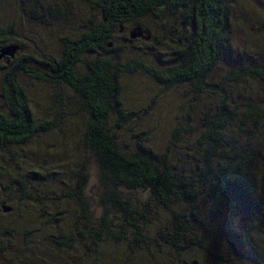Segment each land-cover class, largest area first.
<instances>
[{
	"label": "trees",
	"instance_id": "trees-1",
	"mask_svg": "<svg viewBox=\"0 0 264 264\" xmlns=\"http://www.w3.org/2000/svg\"><path fill=\"white\" fill-rule=\"evenodd\" d=\"M14 1L7 0L5 5L12 9ZM36 1L30 0L28 11L25 0L15 1V4L28 14L38 7ZM88 1L99 11V18L90 19L78 36L62 38L59 59L52 63L45 61L52 73L30 70L24 64L25 57L17 58L15 54L0 57L1 97L7 106V110H0V183L4 190H9L12 182L21 186L37 175L34 170H31L34 175H30L11 169L14 147L28 142L42 128L17 81L18 73H32L44 81L67 85L86 115L82 140L84 150L88 147L95 157L97 195L88 203L82 202L88 173L73 168L69 177L74 179V190L66 196L75 197V192L79 191L80 202L77 196L75 200L81 217L90 214V205L96 200L99 212L95 224L90 226L92 243L98 244L105 238L112 242L126 240L131 244L138 240L140 228L148 221L149 214L162 208L170 213L172 228L159 227V234L178 252L190 247L189 241L182 242L184 233L190 230L195 234L193 240L198 247H204L201 236H205V224H211L204 215L210 216L216 211H225L228 216L225 237L229 253L256 249L252 232L258 234L261 228H255L254 220H260L264 213V141L261 129L254 131L253 127L257 122V127L260 126V121L264 120V97L262 106L247 100L243 102L244 107H238L240 102L233 98L232 91L241 84L248 87L256 81L264 84V61L249 54L247 58L244 51L232 46L233 0ZM162 11L175 19L176 26L183 27L180 31L172 24L168 29L173 42L168 58L156 54L159 61L156 64H146L138 57L121 63L114 57L99 54L98 48L109 45L115 27L119 30L124 22L131 21L144 31L142 16L151 13L158 17ZM15 22L18 24L13 18L6 24L0 23V49L9 44H16L20 49L18 43H13ZM154 41L160 42L156 38ZM84 52L98 55L87 60L83 59ZM222 61L224 63L220 64ZM219 64L222 72L215 70ZM138 68L165 88L190 84L193 89L190 100L195 96H217L210 106L199 109V97L193 100L183 112V118L171 126L168 142L162 149L150 143L145 127L135 131L134 147L122 148L108 124L111 115L115 116L116 126L138 116L125 107L120 83L122 71ZM22 196L30 195L25 192ZM58 198L55 195L51 199L55 205L60 201ZM7 206L9 211H3L0 206V248L9 246L4 254L0 253L3 262L11 244H5L1 237L13 233L16 226L30 231L25 224L27 221L11 225L12 221L1 219L3 212H11L12 206ZM39 208L41 218L45 209ZM62 214L63 210L57 208L48 220ZM127 231L132 235L127 236ZM78 232L86 238L84 230ZM51 236L58 245L68 246L72 242L64 230ZM6 239V242L11 241V238ZM256 261L262 264L263 256ZM192 262L200 264L195 259Z\"/></svg>",
	"mask_w": 264,
	"mask_h": 264
},
{
	"label": "rangeland",
	"instance_id": "rangeland-1",
	"mask_svg": "<svg viewBox=\"0 0 264 264\" xmlns=\"http://www.w3.org/2000/svg\"><path fill=\"white\" fill-rule=\"evenodd\" d=\"M1 1L4 0H0V23L6 24L13 18L18 21L14 26L16 32L13 43H18L20 49L15 56L25 57L24 64L34 71L52 73L45 61L52 63L59 59L63 48L62 38L78 36L81 34V27L89 24L90 19L99 18V11L88 0H37L38 7L28 14L15 4L18 0L12 2V9L5 5L7 0ZM25 2V9L28 11L30 0ZM172 24L175 25V19L166 15L165 11L158 17L147 13L142 16V29L149 38L137 37L138 39L129 41V31L137 27V24L124 22L121 32L115 27L109 39L110 45L98 48L99 54L114 57L121 63H129L138 57L146 64H156L159 62L156 54L165 59L171 55L173 42L168 29ZM230 24L232 46L244 51L247 58L249 54L264 61V0H233ZM176 29L183 31L180 25ZM155 38L160 42L155 43ZM111 47L112 50L105 52ZM96 54L84 52L83 59L89 60ZM27 56L29 57L26 58ZM223 63L222 61L220 64ZM220 64L215 68L217 72L223 71ZM2 71L0 69V76ZM17 81L26 93L35 119L42 128L28 142L14 147L11 168L30 175H34L31 172L34 170L37 172L36 177H30L21 186L16 181L12 182L10 189L6 191L0 183V201L12 206L11 212H3L1 219L12 221L9 222L11 225L16 221H27L25 224L30 228V231H26V228L16 226L13 233L8 232L1 237L5 244H11V248L4 262L0 260V264H194L193 259L200 264H258L256 260L260 261V256H263L264 264V213L260 215V220H254L255 228H261L258 234L252 232V242L256 249L242 250L239 254L228 252L225 237V221L228 216L225 211L204 215L206 222L210 221L212 224H205V236L199 233L205 243L204 247H198L191 230L184 233L182 239V242L189 241L188 249L178 252L167 243L158 230L159 227L169 230L172 223L168 217L170 213L162 208L149 214L148 221L140 228L138 240L133 243L129 244L126 240L112 242L105 238L98 244L92 243L90 226L95 224L99 212L96 200L90 205V214L81 217L79 204L75 200L76 196L80 200L79 191L78 195L75 192V197L66 196L74 190V179L69 177L73 168H80L88 173L82 202L88 203L94 194L95 197L97 195L95 157L88 147L84 150L82 140L86 115L64 83H51L32 73L22 72L17 74ZM120 83L125 107L138 115L122 126L115 125L114 115L109 118L111 131L115 133L122 148L134 147L137 141L135 131L145 127L148 128L146 134L150 143L162 149L168 142V133L173 123L183 118V112L188 110L189 104L199 97L195 96L190 100L193 89L188 83L165 88L140 68L131 72L122 71ZM1 84L0 78V110H7L1 97ZM250 86L241 84L235 92L232 91L233 98L240 102L238 107H244L243 102L247 100L262 106L264 84L256 81L251 82ZM216 97L200 96L198 109L210 106ZM257 124L258 122L254 124L253 130L261 129L264 141V120L260 121V126L257 127ZM255 181L256 184L257 180ZM25 192L30 196H22ZM55 195L60 198L56 205L51 200ZM40 206L45 209L41 218L38 214L41 212ZM34 208L36 210L32 211ZM57 208L63 210V214L49 221ZM80 229L84 230L85 239L80 236ZM59 230H64L72 238L70 245H58L54 241L51 234H57ZM131 235L127 231V236ZM6 237L11 238V241L6 242ZM6 248L9 246L0 248V253L4 254Z\"/></svg>",
	"mask_w": 264,
	"mask_h": 264
},
{
	"label": "water",
	"instance_id": "water-1",
	"mask_svg": "<svg viewBox=\"0 0 264 264\" xmlns=\"http://www.w3.org/2000/svg\"><path fill=\"white\" fill-rule=\"evenodd\" d=\"M121 30V28L119 29ZM137 37H142L143 39H148L149 35L147 33H145L144 31L141 30L140 27H134L133 29H131L129 31V41H131L134 38ZM110 45V44H109ZM18 50V46L16 44H9L6 45L5 47L0 49V57L7 55L9 57H13L14 54L17 52ZM1 209L3 211H9L10 207L5 205L3 202L0 204Z\"/></svg>",
	"mask_w": 264,
	"mask_h": 264
},
{
	"label": "flooded vegetation",
	"instance_id": "flooded-vegetation-1",
	"mask_svg": "<svg viewBox=\"0 0 264 264\" xmlns=\"http://www.w3.org/2000/svg\"><path fill=\"white\" fill-rule=\"evenodd\" d=\"M121 28V26L119 27V29ZM121 32V30H119ZM124 35V34H123ZM126 36V35H125ZM127 37V36H126Z\"/></svg>",
	"mask_w": 264,
	"mask_h": 264
},
{
	"label": "bare ground",
	"instance_id": "bare-ground-1",
	"mask_svg": "<svg viewBox=\"0 0 264 264\" xmlns=\"http://www.w3.org/2000/svg\"><path fill=\"white\" fill-rule=\"evenodd\" d=\"M216 245V244H215Z\"/></svg>",
	"mask_w": 264,
	"mask_h": 264
}]
</instances>
